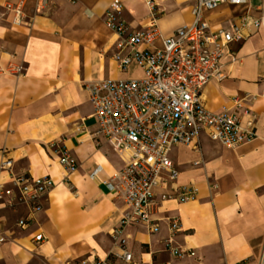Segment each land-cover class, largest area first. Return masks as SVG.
I'll list each match as a JSON object with an SVG mask.
<instances>
[{
  "label": "crops",
  "instance_id": "0c3cea01",
  "mask_svg": "<svg viewBox=\"0 0 264 264\" xmlns=\"http://www.w3.org/2000/svg\"><path fill=\"white\" fill-rule=\"evenodd\" d=\"M110 1L47 0L36 12V0H0V164L10 161L0 167V184L10 187L12 175L55 182L35 204L0 203V264H91L97 258L111 264H264V0L224 2L205 12L211 27L244 15L259 22L247 25L245 39L223 55L225 77L201 92L210 111L232 107L235 98L251 106L256 136L226 147L201 134L195 145L173 146L176 182L193 185L197 195L159 202L152 213L157 231L125 226L124 249L112 230L127 208L104 183L124 160L97 133L85 89L90 80L121 79L131 70L121 72L112 57L117 36L103 21ZM153 1L161 37L193 19L195 0ZM9 2L22 3L25 23H12L4 8ZM121 2L130 27L147 22L144 0ZM63 151L75 158V169L58 163ZM173 217L179 228L171 245L193 255L168 248Z\"/></svg>",
  "mask_w": 264,
  "mask_h": 264
},
{
  "label": "built area",
  "instance_id": "2783aa9c",
  "mask_svg": "<svg viewBox=\"0 0 264 264\" xmlns=\"http://www.w3.org/2000/svg\"><path fill=\"white\" fill-rule=\"evenodd\" d=\"M144 1L150 10L148 20L136 28L122 18L121 0H111L103 13L105 26L117 36L112 56L117 68L121 72L136 68L141 75L96 79L85 84L97 133L124 160L122 167L104 181L127 208L112 230L113 239L122 249L125 226L138 223L157 231L152 213L159 202H184L197 195L193 185L176 182L178 170L169 157L173 146L195 145L201 134L226 147L256 136L257 115L242 99L235 98L232 107L218 112L206 109L201 102L204 86L225 77L221 60L230 44L245 39L243 31L247 25L259 23L244 15L227 27H211L205 12L224 2L243 0H195L192 21L178 26L166 37H161L157 27L154 1ZM46 4L47 0H36L35 11ZM4 8L12 23H25L21 2L6 3ZM158 41L160 44H156ZM15 72L21 74L23 66L17 65ZM58 163L67 171L77 166L75 158L66 151L59 154ZM0 167H10V161L3 160ZM9 183L7 188L0 184V203L7 207L17 202L35 204L55 186L50 176L12 175ZM178 228V218H171L168 248L178 256L193 255L192 251L171 245L172 234ZM35 239L41 240V235ZM4 242L0 230V247ZM121 257L129 260L130 254L123 250ZM91 264L111 262L97 258Z\"/></svg>",
  "mask_w": 264,
  "mask_h": 264
},
{
  "label": "rangeland",
  "instance_id": "374dc122",
  "mask_svg": "<svg viewBox=\"0 0 264 264\" xmlns=\"http://www.w3.org/2000/svg\"><path fill=\"white\" fill-rule=\"evenodd\" d=\"M140 75H141V71L139 69L134 68V69L130 70V72L128 74V77H133L134 78V77H138Z\"/></svg>",
  "mask_w": 264,
  "mask_h": 264
}]
</instances>
